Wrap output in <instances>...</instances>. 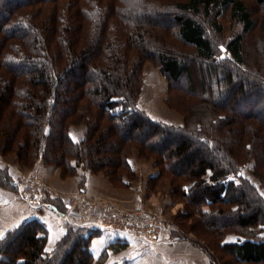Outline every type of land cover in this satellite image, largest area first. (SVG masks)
Instances as JSON below:
<instances>
[{"label": "trees", "instance_id": "trees-1", "mask_svg": "<svg viewBox=\"0 0 264 264\" xmlns=\"http://www.w3.org/2000/svg\"><path fill=\"white\" fill-rule=\"evenodd\" d=\"M249 2L264 14V0ZM223 17L238 25L225 43L214 36ZM254 17L247 0H0V156L26 168L41 160L62 178L103 174L124 189L135 150L153 160L152 184L168 180L184 203L177 219L201 223L190 234L210 236L212 249L173 236L209 264H264V240L251 232L264 224V199L240 172L253 160L264 179V112L251 110L264 106V70L248 52L264 58L263 37L251 46ZM259 26L264 36V15ZM146 62L167 79L165 102L182 126L137 106ZM11 181L0 168V187L15 191ZM98 232L70 225L51 250L45 225L24 221L0 239V264H92Z\"/></svg>", "mask_w": 264, "mask_h": 264}, {"label": "crops", "instance_id": "crops-1", "mask_svg": "<svg viewBox=\"0 0 264 264\" xmlns=\"http://www.w3.org/2000/svg\"><path fill=\"white\" fill-rule=\"evenodd\" d=\"M137 106L141 109L138 104ZM159 120L174 126L182 124L180 116L174 120L157 119L156 121ZM82 135L83 130L80 133L70 130V136L74 141H79L83 137ZM129 163L137 178L128 182L129 186L125 189L114 188L103 174L95 175L83 171L63 180L60 178L58 168L38 163L32 171L42 177L54 180L60 193L55 194L57 197L52 198L53 202L50 203L47 200L42 208H33L24 202L18 194L19 187L15 184L17 169L6 164V161L0 157V168L8 167L12 176V185L16 188L15 191H9L0 187V239L6 232L19 226L22 222L35 219L45 225L48 231V242L53 244L65 234L70 225L74 224L72 214L68 212L66 200L67 196L75 191L91 196L110 197L117 203L132 207L131 209L149 207L161 210L162 205L165 206L169 203L167 194L154 195L151 193L147 195L145 190L147 179L155 176L156 173L151 163L142 164L137 159H129ZM80 181H83L81 187ZM165 192L168 191L165 189ZM172 231L176 233V229H172ZM49 243L47 246L51 248L53 245ZM90 246L94 256L92 264H209L207 257L197 251L192 244L180 240L173 234H171L170 242L151 245L130 235L99 231L92 237ZM112 246L115 248H111ZM104 252L105 256L100 259Z\"/></svg>", "mask_w": 264, "mask_h": 264}, {"label": "rangeland", "instance_id": "rangeland-1", "mask_svg": "<svg viewBox=\"0 0 264 264\" xmlns=\"http://www.w3.org/2000/svg\"><path fill=\"white\" fill-rule=\"evenodd\" d=\"M248 1V4L250 6V9L252 11V13L255 15L254 19H255V26L253 28V33L254 35H256V40L254 42L253 45L251 46H258V42L262 40L263 37V42H264V36H262V31H261V25L259 26L260 21L263 22V13L261 12V10L259 8H257L255 5H252L251 2ZM220 25L222 26V33L220 35L218 34H214L215 38L220 39L221 42L225 43L229 38L233 37V35L235 34V32L238 30V25L234 22L229 23V21L226 19V17H223L220 20ZM262 46L260 45L259 48H261ZM248 52L250 53L251 58H253V69H261L264 70V58L262 55L258 54V51L252 50V48H248ZM254 52V53H253ZM223 55V54H222ZM221 58V56H220ZM249 67L251 68V65L249 64ZM143 83H142V89L141 92L139 94L138 100H137V104L141 107V109L149 116L157 119H164V120H174L176 119V117H181L180 113H178V111L169 108L166 105V99L168 97V82L167 79L159 72V70L150 62H146L144 64L143 67ZM262 73V72H261ZM177 86H179L180 84H176ZM264 96V95H263ZM262 103V102H261ZM261 103H259L261 105ZM256 106L251 108V110L255 113V114H262L264 112V106ZM243 114V112H242ZM260 120H263L262 118H260ZM161 121V120H159ZM163 122V121H162ZM182 124H183V119H182ZM179 125V126H182ZM73 130L76 131L77 133H80V131L83 130V135L85 133V125L84 124H79L77 126L72 125L69 128V131ZM82 135V136H83ZM72 138V137H71ZM4 161H6V164L11 165L12 167H15L17 169L18 172H16L15 174H17L18 176L21 175L22 173L26 174H34L36 175L40 180L41 183L44 185V187H46L47 191L51 192V194L47 197L48 199H52L53 197H57L55 194L60 193V189L58 188V186L55 184L54 180L47 179L45 177H42L40 175H38L36 172H33L32 169L36 167V165L39 163V165H44V166H49L51 167V165H45L43 163V161L41 160H37L35 162V164L31 167V168H26L23 166H20L16 163L13 162V157L12 156H8V157H2L0 156ZM128 159L131 160H135L137 159L138 161H140L142 164H149L151 163L152 167L155 169L156 173L155 175H157L158 170L157 168L154 167V162L153 160H144V159H140L138 157L137 151L133 150L131 155L128 157ZM253 165H254V161L250 160L248 161L245 166L243 168H241L240 172L241 174L244 176V178L248 181H250V183L252 184V186L256 189V191L261 195V197H263L264 199V179H259L258 177L252 175L251 170L253 169ZM54 167V166H52ZM6 168L8 169V167L6 166ZM57 168V167H56ZM9 170V169H8ZM59 170V175H60V169ZM32 171V172H31ZM79 171H83L82 169H78L77 173ZM89 172V171H88ZM76 173V174H77ZM90 173V172H89ZM135 173V172H134ZM75 174V175H76ZM73 175V176H75ZM96 175V174H95ZM72 177V176H69ZM69 177L66 178H62L60 176L61 179H67ZM137 176L136 174H134V178L132 180H127L129 183L131 181L136 180ZM233 179V175L231 177ZM81 187V185H80ZM128 188V187H127ZM125 189V188H124ZM165 189L168 192H165ZM145 190L147 195L149 194H154V195H160L162 193H166L168 196V200L169 203H167L165 206L162 205V209H152V208H145L153 213H159L160 215H162V217L164 219H166L167 221H169L171 228H169L168 230V234L171 237L172 234V229H176V233H180V234H184L190 241H196L198 242L200 245L207 246V251L209 252V248H210V236L204 235V236H200L199 234H196L195 232H193L192 234H190V230L191 229V225L193 224L194 229H197V225H201L194 223L193 219H181L178 218V215L183 213L185 210V205L183 202L179 201L176 198H172L171 194H170V190H171V186L168 180H157L156 184L153 185L151 182V178L147 179L146 182V186H145ZM75 192L70 193L67 198H69L70 196L74 195ZM87 202H92V201H98V200H106V201H110L112 202L113 199H111L110 197H100L99 195H95V196H91L90 194L87 196V198L85 199ZM118 204L121 207H124L125 209H131L132 207L126 206L125 204H121L120 202H118ZM251 204H255L251 201ZM205 210L207 209V207L204 208ZM75 211V210H74ZM197 217V216H196ZM72 220L74 221L73 217ZM76 222V220H75ZM199 223V222H198ZM17 228V226L15 227ZM15 228H13L12 230H14ZM47 229V228H46ZM10 230V231H12ZM251 232H253L254 234V238L257 239H263L264 240V224L257 226L255 228L251 229ZM7 233V232H6ZM47 235H48V231H47ZM200 238L202 240L205 241V243L201 240H198L197 238ZM61 238V237H60ZM59 238V239H60ZM57 239L53 244H50L48 242V238H47V244L49 243L51 246V248L49 249H54L57 241L59 240ZM226 239L229 240H234L235 237L233 234H230L227 236ZM187 242H189L188 240H185ZM197 251L201 252L203 256L207 257L208 259V263H209V255L205 254V252H202L199 248L198 245L197 247L195 245H192ZM212 249V248H210ZM216 253V252H215ZM206 259V258H205ZM232 261V260H231ZM94 262V260H93ZM92 262V263H93ZM232 264V263H229Z\"/></svg>", "mask_w": 264, "mask_h": 264}, {"label": "built area", "instance_id": "built-area-1", "mask_svg": "<svg viewBox=\"0 0 264 264\" xmlns=\"http://www.w3.org/2000/svg\"><path fill=\"white\" fill-rule=\"evenodd\" d=\"M15 184L19 187L18 194L21 199L33 208H42L51 194L34 174L17 175ZM87 196L84 192H77L66 200L68 212L72 214L75 225L101 232L130 235L151 245L171 241L168 234L171 225L159 213L142 207L125 209L115 201L87 202Z\"/></svg>", "mask_w": 264, "mask_h": 264}]
</instances>
